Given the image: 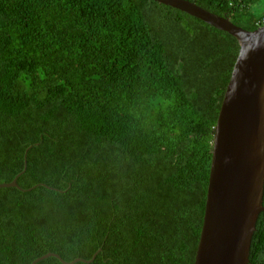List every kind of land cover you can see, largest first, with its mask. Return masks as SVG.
Segmentation results:
<instances>
[{"label":"trees","instance_id":"obj_1","mask_svg":"<svg viewBox=\"0 0 264 264\" xmlns=\"http://www.w3.org/2000/svg\"><path fill=\"white\" fill-rule=\"evenodd\" d=\"M188 1L246 30L264 14ZM237 50L152 0H0V183L25 160L0 188V264H192ZM247 264H264V209Z\"/></svg>","mask_w":264,"mask_h":264},{"label":"water","instance_id":"obj_2","mask_svg":"<svg viewBox=\"0 0 264 264\" xmlns=\"http://www.w3.org/2000/svg\"><path fill=\"white\" fill-rule=\"evenodd\" d=\"M232 36L238 50L222 92L212 128L210 160L205 197L192 264H247L250 238L261 204L264 181V25L252 30L231 23L188 0H152ZM25 165V160L23 161ZM1 187H16L25 166ZM35 185L26 190H30ZM53 252L29 264L54 257Z\"/></svg>","mask_w":264,"mask_h":264},{"label":"rangeland","instance_id":"obj_3","mask_svg":"<svg viewBox=\"0 0 264 264\" xmlns=\"http://www.w3.org/2000/svg\"><path fill=\"white\" fill-rule=\"evenodd\" d=\"M251 10L254 13H259L264 10V0H258L255 4L251 5Z\"/></svg>","mask_w":264,"mask_h":264},{"label":"built area","instance_id":"obj_4","mask_svg":"<svg viewBox=\"0 0 264 264\" xmlns=\"http://www.w3.org/2000/svg\"><path fill=\"white\" fill-rule=\"evenodd\" d=\"M258 19L259 20H257L255 24L257 23L259 26L264 25V14H262Z\"/></svg>","mask_w":264,"mask_h":264}]
</instances>
